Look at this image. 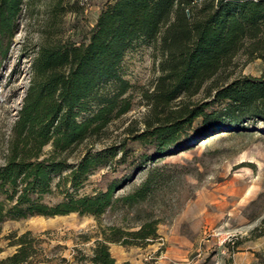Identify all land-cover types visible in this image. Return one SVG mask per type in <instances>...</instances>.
<instances>
[{
    "label": "trees",
    "instance_id": "16d2710c",
    "mask_svg": "<svg viewBox=\"0 0 264 264\" xmlns=\"http://www.w3.org/2000/svg\"><path fill=\"white\" fill-rule=\"evenodd\" d=\"M24 0H0V67L18 28ZM56 9L66 12L62 3ZM147 45L159 75L142 90L147 115L142 129H129L140 145L125 141L94 149L108 126L131 109L135 89L122 71L125 55ZM244 54L264 65V0H105L87 34L76 40L46 36L30 63L27 87L15 113L0 164V232L7 221L76 213L98 219L106 211L135 212L134 226L100 231L89 264H116L109 244L143 246L156 237L159 220L140 212L158 182L154 168L121 195L147 164L183 151L223 131H244L248 120L264 121V67L261 74L232 78L235 58ZM202 95L201 99L192 100ZM45 149H47L45 151ZM118 166L121 179L104 189L79 194L88 176ZM60 199L49 205L45 198ZM12 239L15 251L0 264H45L37 259L28 232ZM0 248V252H1Z\"/></svg>",
    "mask_w": 264,
    "mask_h": 264
},
{
    "label": "rangeland",
    "instance_id": "374dc122",
    "mask_svg": "<svg viewBox=\"0 0 264 264\" xmlns=\"http://www.w3.org/2000/svg\"><path fill=\"white\" fill-rule=\"evenodd\" d=\"M24 1L17 31L0 67V164L37 46L46 36L59 40L85 36L105 0ZM57 2L66 12L56 9ZM263 67L260 59L240 53L232 78L257 77ZM122 71L135 86L130 111L114 120L98 141L80 145L69 162L86 147L99 149L123 140L134 153L140 150V145L128 138L129 129L144 127L147 106L141 91L150 90L159 75L158 61L149 46L139 45L125 55ZM244 125V131L214 134L147 164L116 192L121 195L128 191L145 177L147 169L154 168L158 177L154 193L137 211L152 213L159 220L156 237L143 246L109 244L116 264H264V121L248 120ZM117 169L101 183L106 169L93 171L78 193L104 189L108 181L121 179L128 166ZM59 199L54 194L45 202L54 205ZM135 215L133 211L108 210L98 219L70 213L7 221L0 232V260L16 249L9 245L12 239L7 236L14 234L17 238L28 232L35 239L39 261L89 264L84 259L91 255L95 241L102 239L100 231L107 226H134Z\"/></svg>",
    "mask_w": 264,
    "mask_h": 264
}]
</instances>
